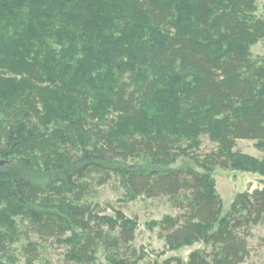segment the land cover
Masks as SVG:
<instances>
[{
	"label": "trees",
	"instance_id": "1",
	"mask_svg": "<svg viewBox=\"0 0 264 264\" xmlns=\"http://www.w3.org/2000/svg\"><path fill=\"white\" fill-rule=\"evenodd\" d=\"M200 1L221 19L201 25L197 33L209 41L195 43L190 36H171L179 0H0V75L20 81L10 84L15 93L8 102L18 109L0 125V182L10 200L35 218L0 229V257L25 241L23 255L34 264L40 253L35 237L67 246L68 259L77 264H98L100 253L106 264H140L145 256L133 246L134 224L97 215L90 202L98 188L118 182L127 199L167 198L180 212L158 224L166 246L203 240L211 249L187 262L169 258L163 264L247 261L253 229L264 225V188L238 195L219 221L221 200L205 184L213 187L210 175L216 168L244 169L245 157L235 152L238 140L264 144V61L233 48L263 41L264 17L252 12L258 0ZM144 24L154 45L143 42L151 50L136 56L133 50L148 37ZM125 32L136 37L124 42L119 36ZM223 42L230 47L222 49ZM139 60L151 61L156 71L190 74L188 103L211 118L222 117L227 126L215 150L202 156L192 143L181 146L166 120L157 139L111 134L121 116L142 115L156 85L155 80L144 82L139 93ZM165 77L168 86L173 77ZM50 93L59 115L79 108L87 119L69 122L54 137L42 135L23 115ZM182 157L204 174L174 167ZM70 230L75 239L67 237Z\"/></svg>",
	"mask_w": 264,
	"mask_h": 264
},
{
	"label": "rangeland",
	"instance_id": "2",
	"mask_svg": "<svg viewBox=\"0 0 264 264\" xmlns=\"http://www.w3.org/2000/svg\"><path fill=\"white\" fill-rule=\"evenodd\" d=\"M179 7L181 8L173 17L174 27L171 36L185 35L190 36L191 41L195 43H201L202 39L204 42H208L209 39L206 35L203 38L201 33H197L198 29L201 25L211 26L214 21L221 19V13L207 7L200 0H179ZM252 12L257 17H264V0H258ZM128 24L133 26L132 21ZM146 24L148 25V23ZM146 24L143 25V28L148 33V37L137 46V49L133 50L136 56H143L151 50L148 46L143 48V42H151L154 45V38H150L151 31L149 25ZM121 37L125 42L130 37L136 36L134 32H125L119 36V38ZM223 44L222 49L230 47V45ZM233 48L242 54L261 58L264 61V40L248 45L238 43ZM138 64L136 88L139 89V93L142 92L141 86L144 82L155 80L156 85L151 95L145 99L142 115L139 118L121 116L118 129H109L111 134L114 137L136 135L157 139L164 132L161 122L166 120L173 123L174 127L170 129L171 133L181 146L192 143L193 150L202 156L215 150V140L226 133L227 126L222 117L211 118L207 112L201 111L193 103L191 105L188 103L189 88L192 83L190 74L180 73L181 71L178 70L173 72L171 69L156 71L152 69L151 61L145 64L139 60ZM166 75L173 77V82L168 86L164 82ZM14 82L20 81L6 73L0 75V125L8 122V116L10 117L12 110L18 109L12 108L13 105L9 106L10 103H8L15 93V89L10 85ZM173 87L176 91H172ZM53 95L52 93L48 94L45 101L40 103L37 108H27L23 115L30 116L35 124L34 127L41 130L42 135L45 134L49 137L63 132L69 122L80 124L87 119V115L79 108H73L69 114L59 115L58 104L55 103L56 98ZM95 123L100 124L99 121ZM235 152H240L245 157L244 169L225 171L216 168L210 175L214 181L213 187L205 184L206 188L221 200L219 221L230 211L238 195L253 193L255 190L264 188V144L253 140H238ZM174 167H192L204 174V170L190 158H180ZM90 202L97 215L109 216L117 221L123 218L134 224L137 231L133 246L139 254L144 253L145 256L140 264H163L169 258H179L183 262H187L198 251L206 249L209 252L211 250L203 240L194 241L178 248L166 246L165 241L160 237L158 224L166 217H176L180 213L177 209L172 208L167 198L148 199L140 196L127 199L121 185L118 182H113L98 188L90 197ZM30 220H35L34 216L19 203L12 202L6 186L0 182V229L13 224H26ZM219 221L215 223L214 229L218 227ZM67 237L75 239L72 230L68 232ZM32 240L40 244L39 258L34 264H77L68 259L69 248L67 246L55 240L43 243L35 237ZM249 244L251 253L244 264H264V225L256 226L253 229ZM25 245V241L14 244L10 255L0 257V264H27V259L22 252ZM98 258V264L107 263L102 253L98 255Z\"/></svg>",
	"mask_w": 264,
	"mask_h": 264
}]
</instances>
